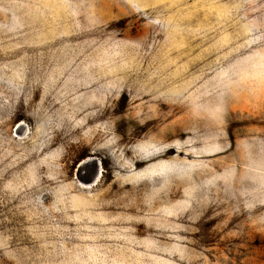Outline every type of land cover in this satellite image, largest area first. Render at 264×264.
Instances as JSON below:
<instances>
[{
	"label": "rangeland",
	"instance_id": "obj_1",
	"mask_svg": "<svg viewBox=\"0 0 264 264\" xmlns=\"http://www.w3.org/2000/svg\"><path fill=\"white\" fill-rule=\"evenodd\" d=\"M0 264H264V0H0Z\"/></svg>",
	"mask_w": 264,
	"mask_h": 264
},
{
	"label": "bare ground",
	"instance_id": "obj_2",
	"mask_svg": "<svg viewBox=\"0 0 264 264\" xmlns=\"http://www.w3.org/2000/svg\"><path fill=\"white\" fill-rule=\"evenodd\" d=\"M97 170V169H96ZM102 172V169H98V171H94V175H96L97 176V178H96V183H94V184H87V183H81L83 186H85V187H87V188H90V187H92V186H94V185H96L97 183H98V181H99V178H100V176H101V173ZM90 174H91V172H90ZM92 174H93V172H92ZM93 175V176H94Z\"/></svg>",
	"mask_w": 264,
	"mask_h": 264
},
{
	"label": "water",
	"instance_id": "obj_3",
	"mask_svg": "<svg viewBox=\"0 0 264 264\" xmlns=\"http://www.w3.org/2000/svg\"><path fill=\"white\" fill-rule=\"evenodd\" d=\"M88 161H89V160H88ZM88 161H87V162H88ZM87 162H84V161H83L81 165L86 164ZM96 178H97L96 175L92 176V178L89 179V181H88L87 184H94V183H96Z\"/></svg>",
	"mask_w": 264,
	"mask_h": 264
}]
</instances>
